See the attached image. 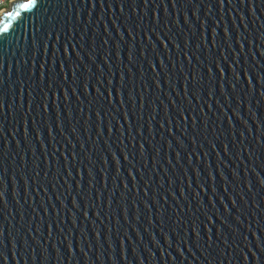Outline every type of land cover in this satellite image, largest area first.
I'll return each mask as SVG.
<instances>
[{
    "label": "water",
    "instance_id": "water-1",
    "mask_svg": "<svg viewBox=\"0 0 264 264\" xmlns=\"http://www.w3.org/2000/svg\"><path fill=\"white\" fill-rule=\"evenodd\" d=\"M0 264H264V0L15 1Z\"/></svg>",
    "mask_w": 264,
    "mask_h": 264
},
{
    "label": "built area",
    "instance_id": "built-area-1",
    "mask_svg": "<svg viewBox=\"0 0 264 264\" xmlns=\"http://www.w3.org/2000/svg\"><path fill=\"white\" fill-rule=\"evenodd\" d=\"M15 1L18 0H0V20L2 19L3 14L12 8Z\"/></svg>",
    "mask_w": 264,
    "mask_h": 264
}]
</instances>
